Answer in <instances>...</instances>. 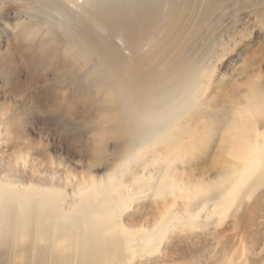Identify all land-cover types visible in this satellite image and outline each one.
<instances>
[{"label": "rangeland", "instance_id": "obj_1", "mask_svg": "<svg viewBox=\"0 0 264 264\" xmlns=\"http://www.w3.org/2000/svg\"><path fill=\"white\" fill-rule=\"evenodd\" d=\"M128 1L139 4L13 1L0 12V183L25 186L31 200L50 189L69 206L79 188L100 187L120 171L147 104L175 108L194 82L177 120L179 140L134 154L123 176L133 198L124 224L151 228L174 203L155 197L162 180H215L237 111L254 86L264 91V0H147L144 14L106 19ZM8 195L9 205L21 200ZM175 204L183 219L185 205ZM196 222L164 234L155 256L132 264H264V187L224 224ZM33 235L9 238L0 264L41 257Z\"/></svg>", "mask_w": 264, "mask_h": 264}, {"label": "bare ground", "instance_id": "obj_2", "mask_svg": "<svg viewBox=\"0 0 264 264\" xmlns=\"http://www.w3.org/2000/svg\"><path fill=\"white\" fill-rule=\"evenodd\" d=\"M1 1L4 3L0 4V12L13 1H23L34 6H45L50 2ZM57 1L61 3V0ZM66 1L73 4L78 0ZM150 7L147 0H139V4L128 1L112 8L117 15L111 16L108 13L106 19L113 20L128 13L144 14ZM61 10L65 12V9ZM62 30H67L65 25ZM194 88V82L187 86L175 108L166 103L165 106L158 105L161 107L159 110H153L147 104L139 114L143 124L140 119L138 121L143 127L135 134L137 141L133 145L134 149L132 147L120 171L112 174L107 183L100 187L79 188L78 197L65 208L59 205V198L53 190L44 189L41 198L39 196L37 200H31L25 186L0 183V247L7 246L9 238L10 241L17 238L22 243L34 234L37 241L35 245L39 244V247L35 246L36 251L42 250V253L40 257L36 252L33 264L38 259L41 264H132L138 257L155 256L160 251L158 241L164 234H172L176 228H194L195 222L202 218V213L206 215V225L210 221L221 224L232 216L235 210L250 201L264 187V91L257 86H254L245 105L237 111L238 118L234 120L227 135V144L222 146L228 157L224 160L221 159L223 157L215 158L217 163L225 166L215 180L185 186L174 179L167 184L164 179L155 197L163 202L171 199L174 203L167 207L161 221L155 222L151 228H135L126 226L122 220V214L133 201L129 189L125 191L122 181L128 165L134 161V154H141L150 145L166 143L170 146L179 140L173 138L178 131L177 120L182 117V103L189 99ZM191 105H186V109L189 110ZM8 194H13L12 201L15 197L21 200L9 205L6 200L10 196ZM110 200H113L111 204ZM177 200L185 205L183 219L174 211ZM32 230L34 233L31 234Z\"/></svg>", "mask_w": 264, "mask_h": 264}]
</instances>
